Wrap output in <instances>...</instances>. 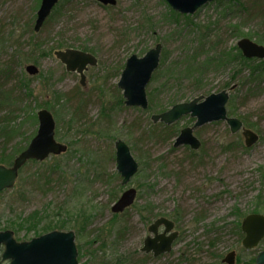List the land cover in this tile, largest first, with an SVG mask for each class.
Returning a JSON list of instances; mask_svg holds the SVG:
<instances>
[{
  "label": "rangeland",
  "instance_id": "rangeland-1",
  "mask_svg": "<svg viewBox=\"0 0 264 264\" xmlns=\"http://www.w3.org/2000/svg\"><path fill=\"white\" fill-rule=\"evenodd\" d=\"M41 1L0 0V165L10 167L2 159L29 146L42 109L53 114L55 139L68 151L19 171L15 186L0 194V232L11 230L18 242H28L54 231L43 232L48 223L64 221L61 231L75 232L80 264H223L233 251L236 264H251L264 240L245 249L235 225L258 214L254 210L264 215V73L250 80L255 63L198 69L209 58L231 53L240 39L259 43V19L239 13L232 0L177 17L165 0H116L115 6L69 0L37 33ZM60 44L65 47L56 49ZM157 44L163 49L146 89L149 108L126 106L118 82L127 60ZM66 49L98 60L85 71L84 86L55 56ZM31 64L39 68L37 76L26 72ZM227 84H237L228 115L259 135L251 148L226 122L194 131L199 150L175 148L181 130L195 119L186 116L171 126L151 120L176 104L229 89ZM118 140L138 163L127 186L117 171ZM128 188L137 191L136 202L114 220L111 208ZM34 213L44 220L38 232L23 227L16 233L21 224L36 223L28 221ZM161 217L175 223L179 236L171 253L154 258L141 248L151 235L148 227Z\"/></svg>",
  "mask_w": 264,
  "mask_h": 264
},
{
  "label": "water",
  "instance_id": "water-1",
  "mask_svg": "<svg viewBox=\"0 0 264 264\" xmlns=\"http://www.w3.org/2000/svg\"><path fill=\"white\" fill-rule=\"evenodd\" d=\"M104 6H115L116 0H95ZM175 12L182 15H194L199 9L216 0H165ZM60 0H42L34 31L40 32L47 20L52 15L54 8ZM237 47L247 59L264 60V45L249 38L240 39ZM163 46L157 44L143 57L132 55L126 62L125 68L118 82V87L123 90L125 105L149 108L147 86L150 84L154 73L160 66ZM55 56L65 65L68 72L77 73L81 77V85H85V71L89 66H96L97 58L87 52L77 49L58 50ZM30 76H37L40 72L36 65H28L25 68ZM237 88L231 86L218 93L208 96L200 95L189 102L174 105L170 110L155 114L151 117L153 123H163L171 126L189 116L195 119L192 127L181 130L175 140L174 147L189 146L192 150H199L202 143L194 135V131L210 123L226 122L232 134L242 132L245 145L251 148L259 141V135L245 127L240 119L230 117L227 112V104L230 94ZM39 128L37 135L29 146L21 152L10 167L0 165V193L12 189L19 177V171L31 160L44 162L50 156H60L68 151V146L60 144L55 139L56 121L53 114L46 109L38 112ZM117 171L120 174L122 186H127L138 172V163L134 159L129 146L122 140L115 143ZM137 199V191L134 188L125 190L120 198L113 204L111 212L122 214L132 207ZM175 223L161 217L154 221L148 231L151 234L146 237L141 251L152 254L154 258L171 253L179 234L174 230ZM160 229H163L160 232ZM244 235L242 244L247 250L257 248L264 240V215L250 214L241 224ZM75 232L52 231L28 242H18L14 232L6 230L0 232V248L3 253L0 264L8 261L9 264H80L78 261V249L75 244ZM236 252L229 253L223 258V264H236ZM256 264H264V250L257 256Z\"/></svg>",
  "mask_w": 264,
  "mask_h": 264
},
{
  "label": "trees",
  "instance_id": "trees-1",
  "mask_svg": "<svg viewBox=\"0 0 264 264\" xmlns=\"http://www.w3.org/2000/svg\"><path fill=\"white\" fill-rule=\"evenodd\" d=\"M68 1L69 0H60L59 4L54 8L52 15L50 16V18L48 20H50L55 15L61 13V8H63L64 4ZM231 2L233 4H236L237 10L239 11V13L247 14L248 19H253V20L259 19L260 26L264 29V0H251L250 2H247V3L241 2V0H232ZM172 14L175 17L180 16L178 13L174 12L173 10H172ZM48 20H47V22H48ZM238 28H240V25H238ZM258 42L260 44L264 43V35L259 37ZM64 47L65 46L63 44H60V45H58V47L56 49H62ZM251 63H255V65H252V66L250 65V67H249V69H250V80L259 79L260 77H262V75L264 73V60L247 59L242 55V52L239 50V48L235 47L231 53H222V54L216 55V57L209 58L207 61L200 64V69H198V71L203 72L204 70H206L210 67L220 68V67L228 66L230 64H237L239 66H247L248 64H251ZM9 69H10L9 67H5V69L3 70L4 71V73H3L4 77H7V78L9 77ZM233 85H237V84H232V85L227 84V88H230ZM230 103L232 104L233 102L231 101ZM245 125H248V124L245 123ZM166 128H169V127H166ZM23 149L24 148L15 151V153L10 157L5 156L4 159H2V162L9 164V165H12L13 164V157L15 156V154L21 152ZM29 162L36 163V164L39 163L38 161H35V160H31ZM55 168H56V166H53L51 169L55 170ZM3 192H1L0 194H2ZM128 210L129 209H127L126 211H128ZM254 212L260 213L259 210H254ZM124 213H122V214H124ZM122 214H114L113 219L116 220V219L120 218V215H122ZM35 216H38V218L35 219L36 218ZM39 216H40L39 213H36V214L34 213V215L32 214V216L30 218H28V221L30 222V221L34 220V221H36V223L27 224V225L21 224L18 229H15V232L17 233L20 230H22L23 227H26L29 232L35 231L37 233L38 230L40 229L39 225L41 223H43V221H44L42 216H40V217ZM66 225L67 224L64 221H61L58 224L57 223H55V224L48 223L47 225H45L43 227V232L44 231L47 232V231H51V230L61 231L67 227ZM235 226H236V230L238 232L239 237L242 238L243 233L241 231V226H239V224H236ZM218 231H220V229H218ZM238 261H240V258ZM251 264H256V258L251 259Z\"/></svg>",
  "mask_w": 264,
  "mask_h": 264
},
{
  "label": "flooded vegetation",
  "instance_id": "flooded-vegetation-1",
  "mask_svg": "<svg viewBox=\"0 0 264 264\" xmlns=\"http://www.w3.org/2000/svg\"><path fill=\"white\" fill-rule=\"evenodd\" d=\"M162 231H163V229L162 230L160 229V232H162Z\"/></svg>",
  "mask_w": 264,
  "mask_h": 264
}]
</instances>
